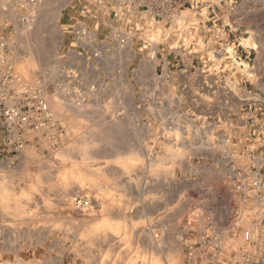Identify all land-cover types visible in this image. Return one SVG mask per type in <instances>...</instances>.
<instances>
[{"label": "rangeland", "instance_id": "1", "mask_svg": "<svg viewBox=\"0 0 264 264\" xmlns=\"http://www.w3.org/2000/svg\"><path fill=\"white\" fill-rule=\"evenodd\" d=\"M43 1L33 28L20 29L12 47L16 70L0 73V264H79L73 252L80 247L102 249L110 239L117 245L120 238L128 246L129 232L143 223L135 219L153 213V201H175L172 213L178 219L190 216L198 231L208 223L219 231L216 256L194 264H264V0H236L231 12L218 14L215 22L218 28L224 25L227 39L222 49L215 46L213 60L189 61L192 71L236 76L221 78L233 82L239 109L231 133L215 143L223 159L231 161L216 166L218 175L203 174L199 157H186L183 149L171 156H140L136 127L87 124L86 112L77 109L81 105L71 101L74 107L59 91L55 93L56 88H75L62 66L59 70L63 61L57 60L66 46L75 47L74 25L97 28L106 39L120 25L130 34L132 49H147L136 44L143 21L139 15L127 16L121 23L117 16L104 19L102 11L94 9L99 0ZM209 80L213 87L223 84ZM193 81L203 80L197 75ZM15 90L27 94L32 103L38 101L33 91L43 100L44 109L25 111L26 124L16 119L12 123L4 114L22 101L12 94ZM177 114L182 118L177 127L184 129L186 120ZM192 128L202 133V128ZM162 135L166 137V132ZM193 144L195 151L199 142ZM232 147L237 157H232ZM92 150H106L111 156L90 157ZM77 189L88 193L90 206L85 210L72 203ZM245 229L251 232L248 241L241 235ZM143 242L142 254H130L128 264L184 261L181 238L174 240L171 251L163 252L164 247L153 246L150 238Z\"/></svg>", "mask_w": 264, "mask_h": 264}, {"label": "crops", "instance_id": "2", "mask_svg": "<svg viewBox=\"0 0 264 264\" xmlns=\"http://www.w3.org/2000/svg\"><path fill=\"white\" fill-rule=\"evenodd\" d=\"M235 1L182 0V4L175 3L177 7L175 17H163L136 8L126 14L118 13L115 1L99 0L94 9L101 10L104 19L107 16L116 19L117 16L121 23L127 16L139 15L138 19H143L138 26L139 35L136 44L147 49L137 50L134 47V50L129 46L113 55L100 68L82 74V79L97 80L99 84L98 93H91L77 108L86 112L83 118L86 123H121L134 126L138 133L136 140L140 142L142 151L140 156H171L173 151L183 149L184 156L199 157L201 171L203 167L206 170L202 171L203 174H214L216 171L218 175L216 166H226L231 161L223 159L215 143L231 133L234 122L238 121L234 116L239 109L233 82L227 83L221 78L230 80L236 76L234 72L228 75L217 71L211 75L209 71L208 73L192 71L189 61L196 57L199 60H213L211 58L216 50L215 46H218L219 50L222 49L227 40L223 33L225 27L223 25L218 28V22L215 21L218 14L231 12ZM21 13L23 11H18L15 7V0H0V39L6 37L10 47L17 44L19 30L25 29L18 17ZM94 13L98 12L94 11ZM118 14L123 15L118 17ZM97 20L101 21L99 17ZM95 30L99 32L97 28ZM98 36L106 40L105 36H100L99 33ZM68 44L69 41L66 45ZM74 44L75 47L66 46L60 51V55L57 54L59 63L63 61L59 64V70L60 66L70 60V56L78 59L75 61L76 64H83V54L75 42ZM60 45L63 46V43ZM152 47L159 48V53L154 57L150 55ZM183 52L188 57L183 58L181 56ZM13 58L14 53L0 49V73L8 69L12 72L16 70ZM116 60L124 66V75L115 69L118 64ZM197 75L202 77V82L193 81ZM212 78L223 83L221 88L218 84L213 87V83L209 80ZM58 91L72 105L71 93L56 88L55 93L57 94ZM72 91L78 92L75 88H72ZM179 112L186 120L184 129L177 127L182 119L177 117ZM192 127H197L198 130L202 128V133H196V128ZM163 131L166 132V137L162 135ZM196 141L199 142L198 149L193 151L192 146ZM235 149V147L231 148L232 157L238 155ZM107 155L111 156L106 150H92L88 154L90 157ZM153 203L156 206L153 213L135 219L136 222L143 223L129 232L128 246L121 238L117 240V245L110 239V244L102 249L88 247L76 249L73 252V260L79 264H128L130 254H142L144 238H150L153 246L164 247L163 252L165 249L171 251L174 240H179L183 235H188L191 239L196 237L198 229L191 225L193 218L185 216L178 219V215L172 213L176 205L175 201H153ZM165 224L167 229L163 233L158 227ZM155 232H159V238L153 237ZM160 242L162 246H158Z\"/></svg>", "mask_w": 264, "mask_h": 264}, {"label": "built area", "instance_id": "3", "mask_svg": "<svg viewBox=\"0 0 264 264\" xmlns=\"http://www.w3.org/2000/svg\"><path fill=\"white\" fill-rule=\"evenodd\" d=\"M160 1L164 3L163 0H115V2L117 3L116 8L118 13L125 12L124 14H126L127 12H130L131 10L136 8L140 10H146L163 17H175V9L177 7L174 2L171 0H165L166 4L161 6ZM42 2L43 0H15L16 9L18 11H23V13L18 14L19 20L21 23H23L24 27L27 30H31L33 28L37 8ZM121 15L118 14V17ZM72 36L77 47L83 54V64H76L75 61L77 58L74 56H70V60L67 61V64L61 67V72L67 79V82L74 85L75 89L78 90L77 93H74V91L71 92L72 88L68 87V92L71 93L72 97L71 101L75 105H80V103L83 102L86 97L88 98L91 93H98L99 87L97 80L86 81L82 79V74L85 71L89 72L91 70L100 68L101 65L112 58L113 55H116L117 53L127 49L131 42V36L120 25H118L110 30L108 38L106 40H102L99 38L98 33L95 29L81 24L74 25ZM0 49L6 50L8 53H12L14 51L13 48L10 47V44L6 37H2L0 39ZM158 53V47L151 48V57H154ZM181 56L183 58L188 57L185 55V52H183ZM181 56H179V59L181 58ZM88 58L90 60H88ZM235 58L239 57L236 56ZM115 69L118 72H121L122 75H124L125 69L121 63H118ZM19 93L22 94V92L17 90L12 91L14 97L16 98L20 96L22 97V101L19 102L18 100L15 102V104L7 107L4 114L8 116V119L11 120L12 123L16 122L26 124L27 119L24 118L25 111L29 110L30 108L40 110L44 109L43 100L41 99L40 94L36 93L35 91L32 92V97L38 100L37 103H32L28 99L27 94L25 97L23 95H20ZM29 93L30 92H28V94ZM248 107L250 108L251 105H249ZM21 114H23L22 117L20 116ZM180 116V114H177V117ZM15 119L17 121H14ZM224 141L228 142L229 139L226 138L224 139ZM252 184L253 186H256L257 182L253 181ZM237 188L238 186H236V189ZM88 199V193L84 192L82 189H77L73 195L72 203L75 208L85 210L90 206V201H88ZM237 213L238 211L236 210L234 214L237 216ZM158 228L163 233L167 229L166 224L159 226ZM241 235L245 241H248L251 238V232L248 229L243 230ZM158 236L159 232H155V234H153L154 238H159ZM219 236V231H217L216 227L212 223H208L204 229L198 231L195 240L191 239L188 235H183L181 239L184 242L185 256L182 264H194L198 259L201 260L203 258L213 259L212 257H215L220 249ZM156 245H158V243ZM158 246H162V242H160Z\"/></svg>", "mask_w": 264, "mask_h": 264}, {"label": "snow or ice", "instance_id": "4", "mask_svg": "<svg viewBox=\"0 0 264 264\" xmlns=\"http://www.w3.org/2000/svg\"><path fill=\"white\" fill-rule=\"evenodd\" d=\"M216 198L219 199V196L217 195ZM213 207H214V209H215V205H213ZM215 210L220 211L221 209H215Z\"/></svg>", "mask_w": 264, "mask_h": 264}]
</instances>
